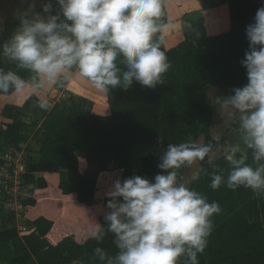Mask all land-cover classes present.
<instances>
[{"label": "trees", "instance_id": "1", "mask_svg": "<svg viewBox=\"0 0 264 264\" xmlns=\"http://www.w3.org/2000/svg\"><path fill=\"white\" fill-rule=\"evenodd\" d=\"M230 9L229 32L189 40L183 35L166 37V54L171 68L165 84L155 89L138 82L125 90L113 89L103 97L71 85L68 91L81 94L71 105L56 102L44 90L29 97L0 94V153L28 142L24 111L41 122L36 154L27 161L26 184L37 194L25 202L28 225L36 229L20 237L13 218L4 217L0 227V248L13 246L11 264H100L94 249L103 248L110 257L118 252L114 236L107 233L101 243L92 233L106 226L103 213L106 193L116 179L139 175L148 179L161 172L156 156L142 158L138 168L117 169L129 163L137 144L165 150L169 143L199 142L227 147L230 133L239 135V122L221 140L212 135L214 106L209 95L232 94L244 86L247 70L241 61L249 49L246 28L254 22L261 0H223ZM19 20L5 25L1 44L13 34ZM0 68L15 70L0 59ZM22 76L27 73L21 72ZM37 96L46 97L52 107H35ZM249 163H252L249 151ZM225 178L230 165L223 157L214 161ZM201 174L190 187L218 202L222 211L214 216V230L200 264H264V196L251 189L236 190L222 185L213 190L211 165L203 163ZM183 168L178 174L188 171ZM50 174L51 176H37ZM103 198L95 205L96 194Z\"/></svg>", "mask_w": 264, "mask_h": 264}, {"label": "clouds", "instance_id": "2", "mask_svg": "<svg viewBox=\"0 0 264 264\" xmlns=\"http://www.w3.org/2000/svg\"><path fill=\"white\" fill-rule=\"evenodd\" d=\"M169 0H35L21 12L10 38L0 44V59L15 70L0 68V94L29 97L53 87H64L72 74L91 83L100 93L130 89L134 83L155 89L165 84L171 68L166 34L177 25L166 17ZM185 31H194L184 23ZM198 35V34H197ZM249 49L241 61L248 82L232 94L215 96L221 119L238 117L240 142L227 147L195 141L169 143L160 156L154 179L139 175L116 179L106 193V226L92 237L101 243L107 233L118 249L110 257L94 249L100 264H200L214 230L213 218L222 211L218 202L178 178V171L196 167L192 179L208 175L211 185L251 189L264 196V6L246 28ZM27 73L22 76L20 73ZM35 107L51 110L50 101L37 96ZM249 151L252 163H249ZM230 165L227 177L214 161Z\"/></svg>", "mask_w": 264, "mask_h": 264}, {"label": "crops", "instance_id": "3", "mask_svg": "<svg viewBox=\"0 0 264 264\" xmlns=\"http://www.w3.org/2000/svg\"><path fill=\"white\" fill-rule=\"evenodd\" d=\"M264 6V0H261ZM44 0H35L34 11L42 12V3ZM32 3V0H0V44L5 25L8 21L17 18V16L27 10ZM55 6V0H53ZM166 17L171 19L176 23L177 28L175 31H169L166 34V37L174 35H183L189 40H192L196 37H208L216 36L226 32H229L231 29V20H230V9L229 6L223 3V0H169ZM188 21L194 31H185L184 23ZM15 31V30H14ZM14 33V32H13ZM198 34V35H197ZM7 61V60H5ZM71 85H76L81 89H84L87 92L97 94L100 96H107L105 93L98 92L91 83L83 78L77 77L75 74H72V78L64 87H53L46 89L51 97L59 103L71 105L74 102H80L81 94L77 91L73 92L71 95L68 91V88ZM212 94L214 97H212ZM215 96H218L216 91L212 92L209 97L214 103ZM219 116V121L221 117L218 113V109L214 106V120L213 126H215L216 117ZM227 116V115H225ZM224 116V117H225ZM224 117L222 119H224ZM236 122L232 123L225 131V135L229 129H232L233 126L239 122L238 117H236ZM222 122V121H220ZM240 142L239 135L232 133L228 142V146ZM198 143H203V138L199 140ZM163 149L150 147L146 145L137 144L133 149V154L131 161L129 163H121L117 165V169L123 170L125 167L138 168L142 158L145 156H156L160 159V156L163 153ZM137 164V166H135ZM197 170L194 166L189 169L187 173V184H190L194 181L192 179L193 173ZM37 176L49 177L50 174H37ZM189 179V180H188ZM38 190L34 191V197L37 194ZM102 194V193H101ZM103 198V197H102ZM29 212V211H28ZM28 212L26 218L28 219ZM29 220V219H28ZM1 227V225H0ZM9 255V261L1 253ZM13 257V246L10 244V249L0 248V264H11L10 260Z\"/></svg>", "mask_w": 264, "mask_h": 264}, {"label": "built area", "instance_id": "4", "mask_svg": "<svg viewBox=\"0 0 264 264\" xmlns=\"http://www.w3.org/2000/svg\"><path fill=\"white\" fill-rule=\"evenodd\" d=\"M36 152L29 150L25 143L0 153V224L4 217L13 218L20 237L36 231L27 223L28 207L25 205L27 200L34 198L36 188L23 179L27 161Z\"/></svg>", "mask_w": 264, "mask_h": 264}, {"label": "rangeland", "instance_id": "5", "mask_svg": "<svg viewBox=\"0 0 264 264\" xmlns=\"http://www.w3.org/2000/svg\"><path fill=\"white\" fill-rule=\"evenodd\" d=\"M212 97L213 94H212ZM24 119L26 120V122H28V127H27V135H28V142L26 143L27 148L29 150H37L39 148L38 146V139H39V133H40V125L41 122L37 120V118H35L34 114L28 110H25L24 113ZM237 118L235 116L233 117H228L225 116L224 119H221L220 122L219 121V116L217 115L216 117V122H215V126L214 128H212V135L216 140H221L222 138H224L225 135V131L228 127L231 126L232 123L236 122ZM231 135V133H230ZM230 135H229V139H230ZM238 143V142H236ZM137 166V164L135 165ZM189 172L186 171L184 173H180L178 174V178L181 179L183 182L187 183V173ZM189 180V179H188ZM103 194L101 193H97L96 194V199H95V205L98 206L102 200ZM5 251H2V255L4 257H6V259H8L7 261H9V255H7V253H4Z\"/></svg>", "mask_w": 264, "mask_h": 264}]
</instances>
